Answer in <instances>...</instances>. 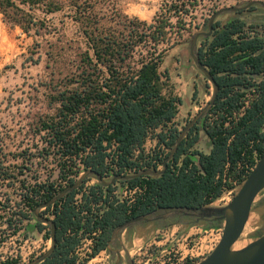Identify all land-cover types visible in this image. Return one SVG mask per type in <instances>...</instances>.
Returning <instances> with one entry per match:
<instances>
[{
  "label": "trees",
  "instance_id": "obj_1",
  "mask_svg": "<svg viewBox=\"0 0 264 264\" xmlns=\"http://www.w3.org/2000/svg\"><path fill=\"white\" fill-rule=\"evenodd\" d=\"M203 2L164 0L148 22L121 10L119 0H0L4 20L26 33H38L45 27L36 10H68L67 15L79 26L80 40L66 47L56 44L49 53L58 61L66 50L75 52L65 82L76 86L56 93V112L47 115L40 127L49 135L48 143L58 149L65 179V171L74 166L105 177L110 163L135 166L148 158L163 164L180 133L174 124L182 99L165 93L170 81L160 68L172 35L183 36ZM201 40L199 55L220 92L210 112L187 133L167 171L158 177L121 181L143 188L131 203L115 196L114 184L97 182L85 189L87 179L47 207L45 213L52 212L56 224L57 244L49 257L36 264H76V249L86 238L93 244L89 259L95 257L108 248L115 229L135 216L212 205L233 188L239 172L256 164L255 151L263 157L264 21L249 23L239 16L217 19L212 35ZM201 130L212 143L209 152L196 148ZM149 138L156 140V146L146 153ZM74 181L70 178V185ZM27 191L24 198L32 211L57 194L53 184L34 185ZM13 213L3 223L17 233L18 221L31 215ZM42 225L38 220L27 228L42 229ZM219 226L218 219L208 225ZM19 257H8L0 264H20Z\"/></svg>",
  "mask_w": 264,
  "mask_h": 264
},
{
  "label": "rangeland",
  "instance_id": "obj_2",
  "mask_svg": "<svg viewBox=\"0 0 264 264\" xmlns=\"http://www.w3.org/2000/svg\"><path fill=\"white\" fill-rule=\"evenodd\" d=\"M163 1L119 0V8L132 17L150 22ZM250 1L252 0H218L214 3L204 0L194 12L193 25L183 36L172 35L171 46L160 70L162 74L169 76L170 87L165 89V93L182 99L178 104L179 111L174 124L180 131L213 94V84L197 68L191 57L193 35L208 30L206 19L217 9L244 6ZM252 6L254 9H251ZM252 6L239 12L223 13L217 19L226 21L239 16L249 23L264 21V8L260 5ZM35 12L45 26L38 33L35 30L26 33L19 26L8 24L0 13V170L3 174L0 176V260L17 258L19 255L20 264H27L37 258L52 244L51 239L47 238V223H43L42 229L39 226L27 228L38 222L26 204L24 195L28 193L27 189L38 184H53L59 193L61 188L70 185V178L77 180L84 172V166H74L72 171H65V179L62 176L61 157L57 147L48 143L50 137L46 131H40L41 121L56 112V93L76 86L65 82V76L72 68L70 60L74 58L75 52L66 50L58 61H54L49 53L56 44L66 47L69 42L80 40L79 26L67 15L68 10L56 13H45L42 10ZM190 20L188 18L189 22ZM201 39L198 40V50ZM140 50L146 52V49ZM155 146L156 140L149 138L145 144L146 153H151ZM211 146L209 137L201 130L196 148L209 152ZM138 153L137 150L136 154ZM140 161L141 159L138 162ZM112 166L115 165L110 163V166H106V172ZM104 178L109 181L112 177L106 175ZM97 182L95 176L89 177L85 189ZM114 186V194L121 200H130L136 196V193L125 192V183L121 181H117ZM239 188L232 193L225 192L210 206L228 204ZM76 198L80 199L81 195L78 194ZM45 210L46 208H40L39 212L53 219L52 212L45 213ZM14 211L31 215L30 218H22L20 214L17 216L19 220L22 218L17 223V233L7 223H3L12 215L15 216ZM164 212L158 211L153 216ZM214 220L217 219L198 220L197 217L178 214L130 226L114 237L109 249L102 250L84 264H115L118 254L113 249L121 255L118 264H162L172 249L178 250L185 257L194 244L195 250L199 251L206 244H210L212 239V242L214 238L217 240L220 232L218 229L223 228V223L220 221L219 227L209 228L208 225L211 226ZM263 234L264 190L257 196L235 248L240 249ZM83 242L81 252L85 253L92 246V239L86 238Z\"/></svg>",
  "mask_w": 264,
  "mask_h": 264
},
{
  "label": "water",
  "instance_id": "obj_3",
  "mask_svg": "<svg viewBox=\"0 0 264 264\" xmlns=\"http://www.w3.org/2000/svg\"><path fill=\"white\" fill-rule=\"evenodd\" d=\"M252 5H260L264 8V1L262 0H252L244 6H227L217 9L208 19V30L196 32L193 35L190 45L191 57L197 66V68L204 74L206 79L213 84V94L210 100L205 104V106L190 120L184 128L180 131L174 146L171 148L168 156L164 160L161 169H145L136 174L123 175L116 174L109 181L98 172L87 169L83 174L74 181L71 185L62 189L54 197L46 202L40 203L33 210L34 215L40 222L47 223L51 226V241L52 244L50 248L44 252L39 257L31 260L27 264H36L47 257H49L55 250L57 244L56 236V224L51 218L44 216L43 213L39 212L40 208H47L54 205L56 202L60 201L66 197L72 191L80 188V186L91 176H95L98 182L104 186H110L115 184L117 181H129L135 178H140L142 176H161L168 168L169 162L174 158L175 154L187 135V133L196 126L211 110L214 106L216 99L219 95L220 88L212 75L210 69L203 63L198 51V40L199 38H208L212 35L214 31V23L218 16L227 12H239L248 9ZM264 190V156L259 159L256 163L254 169L245 179L237 193L234 195L232 200L224 206H201L193 209L175 208L165 211L163 214L154 215L145 214L140 216H135L121 223L114 231V236H118L126 228L139 224L150 222L156 219H166L174 215H184L197 217V219L203 218H215L223 223V233L220 241L214 248V250L204 258L199 264H264V234L254 241L250 242L248 245L236 249L235 244L239 241L245 226L249 220L253 204L260 194ZM110 247V246H109ZM118 254V259L115 264H118L120 260V253Z\"/></svg>",
  "mask_w": 264,
  "mask_h": 264
},
{
  "label": "built area",
  "instance_id": "obj_4",
  "mask_svg": "<svg viewBox=\"0 0 264 264\" xmlns=\"http://www.w3.org/2000/svg\"><path fill=\"white\" fill-rule=\"evenodd\" d=\"M262 151L264 154V143L262 145ZM260 158L261 157H259V153L257 151H255L256 163L259 161ZM150 162H151L152 166H148ZM154 164H156L158 166H153ZM255 165H253V166L248 165L245 167V169H243V171L239 172L237 174V176L232 181L233 188L230 190H226L225 192L232 193L235 189L241 187V185L243 184L245 179L248 177V175L254 169ZM161 168H162V164L160 163V161H158L157 159L150 160V159L146 158L145 160H141L139 162V165H135V166H112L110 168L109 172H106V175L109 177H113L116 174L131 175V174H136V173H138L142 170H145V169H161ZM124 191L125 192H133V193H136V195H137V194H141V192L143 191V188L141 185L130 186L128 183H125V190ZM135 197L136 196H134L130 200L127 199L128 203H131ZM121 201L123 202L124 200H121ZM218 230L220 232L218 233L219 237L217 238V240H216V238H214V241L212 242V240H213L212 239L210 244H206L205 248H200L199 251H198V249L195 250L196 245L194 244L193 247L190 248L189 254H187V256H185V257H182L178 250L172 249V250H170L168 256H166V258L162 262V264H199V262H201L204 258H206L212 252V250L215 248V246L220 241L222 233H223V228L218 229ZM83 241H84V239H83ZM83 241L76 249V254L78 256L76 264H83V262H85L86 260L89 259L90 254L92 253L93 244L90 248H88V250H86L85 253L81 252L83 249V244H84ZM44 252H46V251L45 250L42 251L40 255H42V253H44Z\"/></svg>",
  "mask_w": 264,
  "mask_h": 264
},
{
  "label": "flooded vegetation",
  "instance_id": "obj_5",
  "mask_svg": "<svg viewBox=\"0 0 264 264\" xmlns=\"http://www.w3.org/2000/svg\"><path fill=\"white\" fill-rule=\"evenodd\" d=\"M214 218H203V219H199V220H206V221H211V220H213ZM115 237V236H114ZM112 238V241H111V243L110 244H113V242H114V239L115 238ZM107 249H109V247L107 248ZM112 249V248H111ZM113 251H114V253L115 254H117V252H116V250L115 249H113Z\"/></svg>",
  "mask_w": 264,
  "mask_h": 264
},
{
  "label": "bare ground",
  "instance_id": "obj_6",
  "mask_svg": "<svg viewBox=\"0 0 264 264\" xmlns=\"http://www.w3.org/2000/svg\"><path fill=\"white\" fill-rule=\"evenodd\" d=\"M239 190V189H238Z\"/></svg>",
  "mask_w": 264,
  "mask_h": 264
},
{
  "label": "crops",
  "instance_id": "obj_7",
  "mask_svg": "<svg viewBox=\"0 0 264 264\" xmlns=\"http://www.w3.org/2000/svg\"><path fill=\"white\" fill-rule=\"evenodd\" d=\"M211 149V148H210Z\"/></svg>",
  "mask_w": 264,
  "mask_h": 264
}]
</instances>
